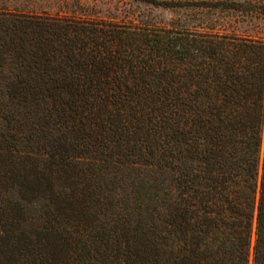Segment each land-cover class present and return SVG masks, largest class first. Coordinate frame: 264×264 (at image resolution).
I'll return each mask as SVG.
<instances>
[{
  "label": "trees",
  "instance_id": "trees-1",
  "mask_svg": "<svg viewBox=\"0 0 264 264\" xmlns=\"http://www.w3.org/2000/svg\"><path fill=\"white\" fill-rule=\"evenodd\" d=\"M219 23L0 12V264H264V38Z\"/></svg>",
  "mask_w": 264,
  "mask_h": 264
},
{
  "label": "rangeland",
  "instance_id": "rangeland-1",
  "mask_svg": "<svg viewBox=\"0 0 264 264\" xmlns=\"http://www.w3.org/2000/svg\"><path fill=\"white\" fill-rule=\"evenodd\" d=\"M0 12L167 28L195 26L215 16L229 30L264 38V0H0Z\"/></svg>",
  "mask_w": 264,
  "mask_h": 264
}]
</instances>
